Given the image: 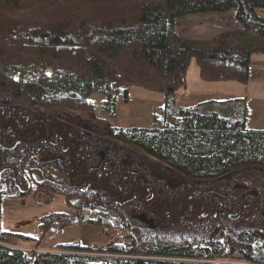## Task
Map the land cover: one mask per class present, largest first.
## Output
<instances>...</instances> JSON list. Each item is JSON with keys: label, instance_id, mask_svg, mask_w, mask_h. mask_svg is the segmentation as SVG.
Returning <instances> with one entry per match:
<instances>
[{"label": "trees", "instance_id": "obj_1", "mask_svg": "<svg viewBox=\"0 0 264 264\" xmlns=\"http://www.w3.org/2000/svg\"><path fill=\"white\" fill-rule=\"evenodd\" d=\"M46 1L0 0V94L51 116L53 132L61 121L78 137L71 142L72 153L54 137L51 143L39 136L34 143L22 139L15 146L31 152L26 157L21 153L18 168L10 165L0 172V264H264V226L258 222L264 220V130L246 129L240 106L232 118L213 99L183 107L175 103V92L186 86L192 57L204 80H248L252 52L264 51L254 43L259 35L264 37V16L256 12L264 9V0H91L92 12L70 6L56 20L47 15L13 16L22 6ZM232 8L243 29L256 32L245 33L247 43L236 39L235 32L196 39L175 29L177 17L184 14ZM127 85L164 92L165 109L180 118L155 134L145 128L112 126L94 116L92 93L102 94L105 109L114 113L117 95ZM82 121L90 124L88 130L78 129ZM39 145L42 150L50 146L51 159L41 156ZM99 149L106 152V185L121 196L126 190L124 175L132 168L144 171L146 163L194 181L197 196L210 188L227 190L231 197L239 182L257 194L244 198V210L249 211L241 221L214 213L180 226L131 227L130 233L97 247L70 242L28 251L6 242L8 235L36 241L35 236L10 232L2 225V199L32 188L62 194L66 204L76 208L77 223L98 224L103 233L116 223L131 226L123 212L126 199L118 200L102 185L96 190L71 185L72 155L80 159V150L85 159H93ZM47 217L41 218L38 241L50 228L62 230L75 221L64 211Z\"/></svg>", "mask_w": 264, "mask_h": 264}, {"label": "flooded vegetation", "instance_id": "obj_2", "mask_svg": "<svg viewBox=\"0 0 264 264\" xmlns=\"http://www.w3.org/2000/svg\"><path fill=\"white\" fill-rule=\"evenodd\" d=\"M7 96L8 99L5 98ZM11 97L0 94V152L3 155L0 158L1 173L9 169L10 165H15L18 168L21 153L26 157L27 152H31L30 149L27 152L23 148L15 149L22 139L24 141L32 140L31 143H34L38 136L48 140L49 143H51L52 137L56 142L62 139V149L69 150L70 153L73 152L74 148H70V145L73 138L78 136L75 137V131L68 130V125L63 128L65 122L57 121L56 124L59 128L53 132L54 122L51 116L46 113L42 115L41 111H38L34 106L22 107ZM20 114H22L23 120ZM81 123L82 128L78 129L88 130L90 128L88 122L82 121ZM35 131L38 134L35 135ZM38 149L41 156L51 159L53 152H51L50 146L42 150V146L39 145ZM2 151L9 153L4 156ZM78 153L80 159H76L74 155L71 158L73 165L69 170L71 185L75 189L80 187L88 190H96L102 185L104 189L116 193L118 200L126 199L127 202L123 204V212L131 224L130 227L154 229L170 223L180 226L193 222L197 218L204 219L214 213H226L228 217L241 221L249 211L244 210V198L257 194L254 189L246 188L243 182H239L235 184V190L230 192L231 197L227 190L213 191L210 188L205 189L203 194L197 196V184L194 181H188L183 175L172 174L168 170L165 171L158 166L146 163L145 172H139L138 169L132 168L130 175H124L126 190L125 194L121 196V193H118L114 187L106 185L109 182L107 172L102 170V161L106 152L101 149L97 150L93 159H85L80 150ZM149 158L152 161L156 160L155 157ZM30 168L32 173H35V165H31ZM120 183L121 177L118 176L116 181L118 189H121ZM30 192L20 196H27ZM261 214L264 215V212L261 211ZM252 215L255 216V213ZM133 220L136 223H132ZM258 222L264 226V220H258Z\"/></svg>", "mask_w": 264, "mask_h": 264}, {"label": "rangeland", "instance_id": "obj_3", "mask_svg": "<svg viewBox=\"0 0 264 264\" xmlns=\"http://www.w3.org/2000/svg\"><path fill=\"white\" fill-rule=\"evenodd\" d=\"M135 1L136 3H140L142 0ZM149 1L160 3L162 0ZM70 6H74L81 10L91 9L94 7V5L91 3V0H47L44 5L32 3L27 6H22L20 9H17L14 12L13 16L17 19H38V17L43 19V15H47L50 20H56L60 19L61 16H63L68 11ZM93 9L95 10L97 8ZM90 11L92 12L93 10L91 9L88 12ZM256 12L264 16V9L257 8ZM175 29L183 37L196 39H209L213 36L219 35L220 33L235 32L234 36H236V39L239 40L242 38L241 40H243V42H246L247 40V38H245L247 32L256 34V32L252 29H243L241 23L235 17L234 8L226 11H209L184 14L177 17ZM240 30H242L243 33H240ZM254 43L260 46L258 48H264V37L259 35L256 37ZM1 70L3 69L0 66V72ZM206 81L207 80H204L200 76V68L197 59L192 57L187 69L186 86L179 88L175 95L180 102L190 103L189 101L193 97L192 95L196 90L199 89L201 90L205 88L204 90H209L210 94L214 95L213 97H217L216 95L224 96L230 92L242 93L245 92L246 88L245 83L236 80H223L220 81V85H214L212 87L206 88L205 86L210 84L208 81ZM127 86H134L135 88L152 92V90L138 85ZM127 86L121 87L117 95L116 121L120 126L125 125L124 123L126 122L129 113V106L124 102V89ZM153 93H156V91H153ZM159 94L160 96H163L164 92H160ZM215 99L219 100L217 98ZM90 100L92 102L94 116L102 117L107 120L110 125L119 127L116 125V121L113 119L114 113L105 109L104 96L102 94L92 93ZM238 106V104H232L230 102L226 103V110L222 111V113L229 115L232 118H236L238 116ZM178 118H180V116H176L169 109H165L164 111L161 109L155 115L152 125L145 129L149 133L161 134L164 127H166V124L175 122ZM55 211H64L75 221L63 227L62 230L56 229L54 227L50 228L43 235L41 241H38L37 238L40 235L39 224L41 218H48L47 216L51 215V213H54ZM78 216L79 215L76 208L66 204L65 198L62 194H52L47 191H43L42 189L31 190L27 196H9L2 199L3 228L10 232L36 237L35 241L31 239H25L20 236L17 237L8 235L6 237V242L25 247L28 251L47 250V248H51L56 244L70 242H79L81 244L97 247L107 244L110 240L117 239L112 235L114 228L109 230L107 233H103L101 231V226L98 224L89 222L77 223L76 220L79 219Z\"/></svg>", "mask_w": 264, "mask_h": 264}, {"label": "crops", "instance_id": "obj_4", "mask_svg": "<svg viewBox=\"0 0 264 264\" xmlns=\"http://www.w3.org/2000/svg\"><path fill=\"white\" fill-rule=\"evenodd\" d=\"M249 66L250 73L248 80L245 82V92H230L224 96L216 95L217 97H213L214 95H211L209 90L207 91L203 88L194 92L193 97L189 101L190 103L180 102L175 95L176 105L180 107L195 105L199 102L217 98L219 100H215L219 102L218 104L221 109H226V103L230 102L232 104H238L244 110V126L246 129L264 130V51H254L251 54ZM220 81H208L210 86L205 87L220 85ZM127 91V95L125 96L124 94V102L129 106V113L124 123L125 125L120 126L116 121V101V109L113 117L116 125L128 128L150 127L158 111L161 109L162 111L165 110V96H160V92H148L147 90L138 89L134 86H129Z\"/></svg>", "mask_w": 264, "mask_h": 264}, {"label": "built area", "instance_id": "obj_5", "mask_svg": "<svg viewBox=\"0 0 264 264\" xmlns=\"http://www.w3.org/2000/svg\"><path fill=\"white\" fill-rule=\"evenodd\" d=\"M130 231H131L130 226H128L125 223L120 222V223L115 224L112 235L114 238H119V237H122V236L130 233Z\"/></svg>", "mask_w": 264, "mask_h": 264}, {"label": "water", "instance_id": "obj_6", "mask_svg": "<svg viewBox=\"0 0 264 264\" xmlns=\"http://www.w3.org/2000/svg\"><path fill=\"white\" fill-rule=\"evenodd\" d=\"M132 223H136V222L133 220Z\"/></svg>", "mask_w": 264, "mask_h": 264}]
</instances>
